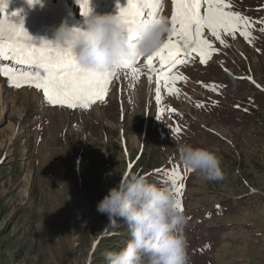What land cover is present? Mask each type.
<instances>
[{"label":"rangeland","instance_id":"374dc122","mask_svg":"<svg viewBox=\"0 0 264 264\" xmlns=\"http://www.w3.org/2000/svg\"><path fill=\"white\" fill-rule=\"evenodd\" d=\"M122 1L89 0L90 13L118 14ZM225 2L248 25L222 31L223 44L205 30L210 62L190 55L177 66L185 78L178 93L156 92L146 57L139 79L121 71L89 108L53 106L41 90L15 88L0 75V264H108L104 253L124 247L129 229L121 219L109 223L98 201L121 177L148 180L157 167L167 177L148 181L172 190L168 174L183 175L188 264H264V0ZM0 6V19L22 24L35 46L53 41L62 23L86 27L76 0ZM172 10V0H162L159 15L169 20ZM181 144L215 151L223 179L186 177L177 165Z\"/></svg>","mask_w":264,"mask_h":264},{"label":"snow or ice","instance_id":"6c2138e0","mask_svg":"<svg viewBox=\"0 0 264 264\" xmlns=\"http://www.w3.org/2000/svg\"><path fill=\"white\" fill-rule=\"evenodd\" d=\"M27 2L31 6L39 0ZM76 2L80 6L81 15L87 17L90 13L89 0ZM172 5L167 38L144 60L149 80L155 79L157 93L161 92V88L169 92H179L174 85L177 80L185 78L175 75L174 71L178 65L185 64L192 53L200 56L201 63L207 62L206 50H211L212 45L204 38L205 30L223 44L222 31L232 33L241 25L247 26L249 23L246 17L227 11L230 5L225 0H172ZM5 7L0 6V12ZM117 8V15L125 33L130 43H134L135 29L140 23L158 21L162 0H127L124 7L118 4ZM241 35L249 34L241 32ZM0 61H11L20 66L14 68L0 65V75L7 77L13 87H34L43 92L49 104L69 108H89L97 101L103 102L109 85L119 77L121 71L129 73L133 79H139L141 73V69L137 67L140 57L120 65L115 72L80 71L73 60L70 46L61 47L43 40L39 46H35L23 25L12 23L8 15L0 19ZM184 170L191 172L190 169ZM168 176L173 191L179 196L184 187L183 183L177 184L182 179L179 170H172ZM177 207L183 211L179 199Z\"/></svg>","mask_w":264,"mask_h":264},{"label":"clouds","instance_id":"9594fccd","mask_svg":"<svg viewBox=\"0 0 264 264\" xmlns=\"http://www.w3.org/2000/svg\"><path fill=\"white\" fill-rule=\"evenodd\" d=\"M83 30L61 24L52 43L70 46L80 71L115 72L119 66L155 52L170 32L165 16L155 23H140L134 43H130L117 14H91ZM182 166L207 181L223 179L221 159L215 151L181 144ZM96 209L109 223L123 220L129 239L119 251H106L108 264H188V240L184 229L188 217L177 207L173 190L130 173L121 177L98 201Z\"/></svg>","mask_w":264,"mask_h":264},{"label":"trees","instance_id":"16d2710c","mask_svg":"<svg viewBox=\"0 0 264 264\" xmlns=\"http://www.w3.org/2000/svg\"><path fill=\"white\" fill-rule=\"evenodd\" d=\"M157 168L152 169L151 171H148V173H147L146 176H147V178H148L149 181L150 180L153 181L154 178L156 179V178H160L161 177V174H160L159 171H157Z\"/></svg>","mask_w":264,"mask_h":264},{"label":"bare ground","instance_id":"6f19581e","mask_svg":"<svg viewBox=\"0 0 264 264\" xmlns=\"http://www.w3.org/2000/svg\"><path fill=\"white\" fill-rule=\"evenodd\" d=\"M1 91H2V88L0 87V102H2V93H1ZM0 108H3V107H0Z\"/></svg>","mask_w":264,"mask_h":264},{"label":"crops","instance_id":"0c3cea01","mask_svg":"<svg viewBox=\"0 0 264 264\" xmlns=\"http://www.w3.org/2000/svg\"><path fill=\"white\" fill-rule=\"evenodd\" d=\"M150 81H148V84H149ZM188 103V102H187Z\"/></svg>","mask_w":264,"mask_h":264}]
</instances>
